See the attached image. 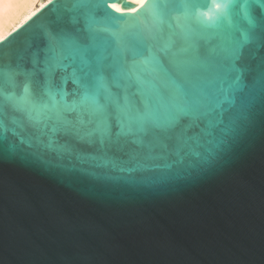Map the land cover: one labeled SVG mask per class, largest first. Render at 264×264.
I'll return each instance as SVG.
<instances>
[{
	"label": "snow or ice",
	"instance_id": "1",
	"mask_svg": "<svg viewBox=\"0 0 264 264\" xmlns=\"http://www.w3.org/2000/svg\"><path fill=\"white\" fill-rule=\"evenodd\" d=\"M9 37L0 36V160L23 152L21 137L44 165L54 154L103 169L88 172L98 179L190 182L234 155L257 110L264 116V0H59L23 49Z\"/></svg>",
	"mask_w": 264,
	"mask_h": 264
},
{
	"label": "water",
	"instance_id": "2",
	"mask_svg": "<svg viewBox=\"0 0 264 264\" xmlns=\"http://www.w3.org/2000/svg\"><path fill=\"white\" fill-rule=\"evenodd\" d=\"M58 12L52 0L10 46L23 49ZM262 121L257 110L252 138L216 171L169 185L98 179L88 172L103 169L74 157L45 154L44 165L13 138L23 152L0 160V264H264Z\"/></svg>",
	"mask_w": 264,
	"mask_h": 264
},
{
	"label": "bare ground",
	"instance_id": "3",
	"mask_svg": "<svg viewBox=\"0 0 264 264\" xmlns=\"http://www.w3.org/2000/svg\"><path fill=\"white\" fill-rule=\"evenodd\" d=\"M45 3L47 0H0V36L14 33L27 16L37 14Z\"/></svg>",
	"mask_w": 264,
	"mask_h": 264
}]
</instances>
